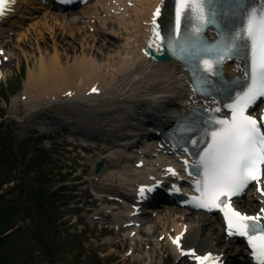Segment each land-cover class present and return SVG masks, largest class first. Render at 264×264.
I'll return each mask as SVG.
<instances>
[{
    "label": "bare ground",
    "instance_id": "bare-ground-1",
    "mask_svg": "<svg viewBox=\"0 0 264 264\" xmlns=\"http://www.w3.org/2000/svg\"><path fill=\"white\" fill-rule=\"evenodd\" d=\"M34 1L21 0L20 10L10 17L6 28L0 29L1 45L11 61L19 65L18 52L27 59L28 66L29 59L36 58L35 67L28 70L22 93L30 108L27 110L33 113L49 107L47 111L59 117L71 118L66 114L71 110L76 120L94 118L97 134L106 139L102 143L109 145L110 138L118 135L116 128L125 126L129 147L124 148L122 140H118L108 149V156L99 157L104 164L100 175L107 174L101 183L109 179L119 184L102 189L104 193L99 196L106 198L114 190L125 205H130L131 187L157 173L168 160L159 156L153 131L163 130L170 120L184 112L187 104L184 71L173 61L152 62L143 52L148 20L159 0H93L82 6L78 15ZM108 25H116L118 34ZM13 41L15 44L11 45ZM69 51L75 54L73 58ZM107 157L108 164L104 162ZM139 160L143 165L136 169L134 164ZM240 199L236 201L240 209L258 208V196L252 190ZM171 215L177 216L178 212L169 207L164 214L160 212L158 220L165 221L166 228L157 238H174L186 230L180 239L179 252L171 245L173 242L169 243L175 252V264H189L186 257L180 256L181 249H193L197 254L222 253L227 264L242 261L241 257L236 260L238 255L247 260L242 248L233 249L229 242L217 246L223 228L216 216L194 217L188 210L179 218H168ZM149 216L145 214L141 221ZM152 230V227L146 229L149 234ZM135 239L140 240V235ZM159 245L155 240V248ZM143 255L150 259L147 262L150 264L152 255L147 252ZM131 256H135V251Z\"/></svg>",
    "mask_w": 264,
    "mask_h": 264
},
{
    "label": "rangeland",
    "instance_id": "rangeland-1",
    "mask_svg": "<svg viewBox=\"0 0 264 264\" xmlns=\"http://www.w3.org/2000/svg\"><path fill=\"white\" fill-rule=\"evenodd\" d=\"M18 54L19 65L11 61L1 68L0 75V237L6 239L0 246L3 264H146L150 259L143 256L145 252L152 255L150 264H173L174 254L167 244L162 242L155 249L149 241L166 228V222L158 220L165 207L178 212L168 216L172 219L186 210L174 205L154 209V215L141 228L140 250L136 249L135 258L127 257L131 246L127 232L110 230L114 224L111 216H103L107 221L88 219L90 209L100 204L94 198L101 189L100 177L93 180L91 163L107 153L90 146L95 143L77 145L68 139L61 126L55 129L59 120L50 118L47 109L27 113V98L22 93L36 58H30L28 66L27 59ZM69 54L71 58L75 55ZM94 140L98 144L101 141L100 137ZM36 185L42 197L35 199ZM117 211L124 214L126 210L117 207ZM149 227L152 234L146 231ZM11 230L14 232L6 235ZM225 241L222 236L216 244ZM230 243L232 247L239 245ZM135 246L138 248L137 243Z\"/></svg>",
    "mask_w": 264,
    "mask_h": 264
},
{
    "label": "snow or ice",
    "instance_id": "snow-or-ice-1",
    "mask_svg": "<svg viewBox=\"0 0 264 264\" xmlns=\"http://www.w3.org/2000/svg\"><path fill=\"white\" fill-rule=\"evenodd\" d=\"M13 0H0V15L5 14ZM161 5L152 16V36L149 46L166 42L174 55L190 64L193 91L208 92L217 77L220 85L229 91V102L222 105L230 115L220 116V108L209 109L210 115L197 123L189 122L182 128L192 145L202 147L190 164L198 169L194 181L197 196L193 202L205 209H220L227 222L229 235L247 239L257 264H264V208L248 215L233 206L231 198L241 194L251 181L258 190L264 177V112L258 116L249 112L258 98L264 97V0H175V35L169 28L162 35L157 23ZM216 26V38L208 41L203 31ZM233 56L246 61L242 81H225L221 72L223 63ZM234 88V95L231 94ZM96 89H93L95 91ZM215 102V101H214ZM185 151H189L185 147ZM169 171L174 173L173 169ZM191 175V172L189 173ZM150 190V189H148ZM145 188H141L143 196ZM179 246L180 237L175 238ZM183 252L184 249H181ZM198 264H218L212 253L195 255Z\"/></svg>",
    "mask_w": 264,
    "mask_h": 264
},
{
    "label": "trees",
    "instance_id": "trees-1",
    "mask_svg": "<svg viewBox=\"0 0 264 264\" xmlns=\"http://www.w3.org/2000/svg\"><path fill=\"white\" fill-rule=\"evenodd\" d=\"M41 192H42L41 188H39L37 185L33 186V194H34L35 199L42 197L41 196V194H42ZM4 241H6V239L0 237V246L2 245V243ZM0 264H3L2 260H1V257H0Z\"/></svg>",
    "mask_w": 264,
    "mask_h": 264
},
{
    "label": "water",
    "instance_id": "water-1",
    "mask_svg": "<svg viewBox=\"0 0 264 264\" xmlns=\"http://www.w3.org/2000/svg\"><path fill=\"white\" fill-rule=\"evenodd\" d=\"M13 231H11V232H9V233H7L6 235H9V234H11Z\"/></svg>",
    "mask_w": 264,
    "mask_h": 264
}]
</instances>
